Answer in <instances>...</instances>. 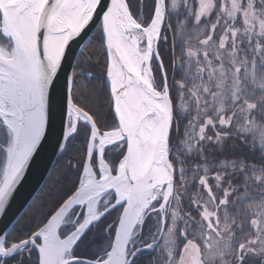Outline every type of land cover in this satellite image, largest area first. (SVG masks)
<instances>
[{"label":"snow or ice","instance_id":"snow-or-ice-1","mask_svg":"<svg viewBox=\"0 0 264 264\" xmlns=\"http://www.w3.org/2000/svg\"><path fill=\"white\" fill-rule=\"evenodd\" d=\"M0 264H264V0H0Z\"/></svg>","mask_w":264,"mask_h":264},{"label":"water","instance_id":"water-1","mask_svg":"<svg viewBox=\"0 0 264 264\" xmlns=\"http://www.w3.org/2000/svg\"><path fill=\"white\" fill-rule=\"evenodd\" d=\"M38 179H39V172L35 168H33L29 172L26 181L19 190V193L16 197V206H18L28 195V193L31 192V190L36 186Z\"/></svg>","mask_w":264,"mask_h":264}]
</instances>
